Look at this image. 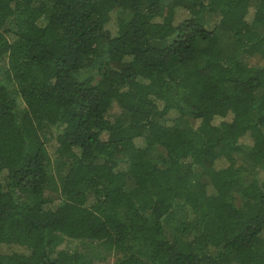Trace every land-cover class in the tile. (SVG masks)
<instances>
[{
  "label": "trees",
  "instance_id": "16d2710c",
  "mask_svg": "<svg viewBox=\"0 0 264 264\" xmlns=\"http://www.w3.org/2000/svg\"><path fill=\"white\" fill-rule=\"evenodd\" d=\"M254 58L264 0H0V264H264Z\"/></svg>",
  "mask_w": 264,
  "mask_h": 264
},
{
  "label": "rangeland",
  "instance_id": "374dc122",
  "mask_svg": "<svg viewBox=\"0 0 264 264\" xmlns=\"http://www.w3.org/2000/svg\"><path fill=\"white\" fill-rule=\"evenodd\" d=\"M253 13V9H250L249 11V16H248V19L251 18V15ZM181 18H184L183 16ZM115 20H116V15L115 14H111V22L110 24L108 25V28L111 30V31H114L115 30ZM216 22V19L214 18L211 22H210V26H212L214 23ZM248 63L252 66H261L264 64V60L260 61L259 59H249L248 60ZM55 133V132H54ZM56 134V133H55ZM51 145H55V141H54V138L52 139V141H50ZM240 144L242 146H248L250 147L251 146V140L249 139L248 136H245L244 138H242L240 140ZM50 152H52V150H50ZM262 177L264 179V173L262 174ZM51 197H54L55 194H51L50 195ZM0 251L2 253H12V252H16V253H20V254H27V251L17 245H12V246H1L0 247ZM92 253L94 254H97V256H100L101 258V263L102 264H114L115 262V258L114 257H111V256H108L107 253L102 250V249H99V248H92L90 250Z\"/></svg>",
  "mask_w": 264,
  "mask_h": 264
}]
</instances>
